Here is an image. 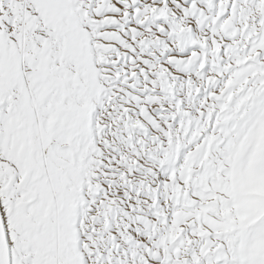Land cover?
I'll use <instances>...</instances> for the list:
<instances>
[{"label": "snow or ice", "instance_id": "1", "mask_svg": "<svg viewBox=\"0 0 264 264\" xmlns=\"http://www.w3.org/2000/svg\"><path fill=\"white\" fill-rule=\"evenodd\" d=\"M0 264H264V0H0Z\"/></svg>", "mask_w": 264, "mask_h": 264}]
</instances>
